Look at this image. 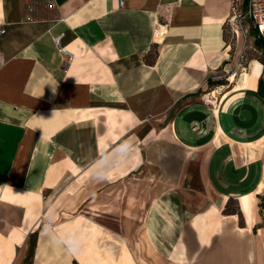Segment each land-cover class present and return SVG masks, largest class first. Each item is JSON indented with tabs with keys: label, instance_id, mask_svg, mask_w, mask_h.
<instances>
[{
	"label": "crops",
	"instance_id": "1",
	"mask_svg": "<svg viewBox=\"0 0 264 264\" xmlns=\"http://www.w3.org/2000/svg\"><path fill=\"white\" fill-rule=\"evenodd\" d=\"M231 1L0 0V264H264V64L210 86Z\"/></svg>",
	"mask_w": 264,
	"mask_h": 264
},
{
	"label": "rangeland",
	"instance_id": "2",
	"mask_svg": "<svg viewBox=\"0 0 264 264\" xmlns=\"http://www.w3.org/2000/svg\"><path fill=\"white\" fill-rule=\"evenodd\" d=\"M231 57L229 61V67L226 68L225 72L219 74V79L212 82L210 86L212 89L213 87H217L219 85H228V81H231V75L237 73H243L247 70V66L250 61H253L251 67L255 65H259V63L264 64V48H261V44L255 43L254 39L252 38V33L249 32L247 35H243L239 32L238 37L231 38ZM218 84V85H217ZM230 84H232L230 82ZM215 94V93H214ZM264 195L262 193L260 196ZM260 199L258 198L257 203V214H258V221L254 225V228L260 226L264 228V209L259 207ZM237 206L234 202H230L228 206V211H235ZM242 217L239 216V224L242 225ZM251 241L253 243V250L257 251L262 260H264V230H255L253 234H251Z\"/></svg>",
	"mask_w": 264,
	"mask_h": 264
},
{
	"label": "built area",
	"instance_id": "3",
	"mask_svg": "<svg viewBox=\"0 0 264 264\" xmlns=\"http://www.w3.org/2000/svg\"><path fill=\"white\" fill-rule=\"evenodd\" d=\"M230 15L227 23L230 27L231 36L238 37L239 32L243 35L252 33V38L264 45V0H240L231 1ZM58 52L69 61L72 54L62 45L60 37L54 38Z\"/></svg>",
	"mask_w": 264,
	"mask_h": 264
},
{
	"label": "bare ground",
	"instance_id": "4",
	"mask_svg": "<svg viewBox=\"0 0 264 264\" xmlns=\"http://www.w3.org/2000/svg\"><path fill=\"white\" fill-rule=\"evenodd\" d=\"M247 72H248V70H247ZM251 72H252V74L253 73H256V71H254V67H251ZM240 75V74H239ZM247 76H248V73H246V72H243L241 75H240V80H239V82L237 83V84H235V74H232L231 75V83L232 84H234L235 86L234 87H240V86H242V84H243V82L246 80V78H247ZM262 187H264V186H260V190L262 189ZM248 197H243V198H241V204H242V208H243V210H244V212L247 214V212H248V208H247V204H248Z\"/></svg>",
	"mask_w": 264,
	"mask_h": 264
},
{
	"label": "trees",
	"instance_id": "5",
	"mask_svg": "<svg viewBox=\"0 0 264 264\" xmlns=\"http://www.w3.org/2000/svg\"><path fill=\"white\" fill-rule=\"evenodd\" d=\"M255 43L259 44L260 42L258 40H255ZM261 44V43H260ZM261 48H264V45L261 44L260 46ZM218 85V84H217ZM257 92L259 94H261L262 96H264V79L260 80L258 82V89H257ZM258 198L260 199V204H259V207L264 209V195L262 196H258ZM231 201H228V204L226 205V209L224 210L225 213H232L231 211L229 212L228 211V206H229V203ZM241 214L239 213L238 216H240ZM256 228H260V226L256 227ZM255 230V228H254Z\"/></svg>",
	"mask_w": 264,
	"mask_h": 264
}]
</instances>
